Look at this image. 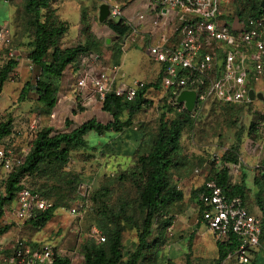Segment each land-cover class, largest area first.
I'll return each instance as SVG.
<instances>
[{"label": "rangeland", "instance_id": "obj_1", "mask_svg": "<svg viewBox=\"0 0 264 264\" xmlns=\"http://www.w3.org/2000/svg\"><path fill=\"white\" fill-rule=\"evenodd\" d=\"M260 1L229 0L226 9L232 16H246L251 11L250 6ZM8 2L10 5L0 0V22L7 21L14 37L20 34L27 43L17 49L13 38L19 64L8 73L0 91V122L8 117L11 119L10 132L4 142L12 157H20L42 129L54 134L67 132L89 118L100 123L111 120L99 103L81 104L83 94L74 87L71 64H67L59 76H39L38 67L26 58L33 37L34 17L23 10L25 0ZM109 2L119 4L126 17L137 8L136 0H51L47 8L40 10L39 20L64 27L55 40L59 48L84 45L108 65L116 64L118 51L122 53L116 76L119 82L153 83L155 77L150 70L158 72L159 64L147 55V38L138 37L121 51L119 37L106 27V19H98L99 5ZM5 62L3 50H0V68ZM45 62H49L48 54ZM37 79L46 81L55 90L53 107L47 108L38 101L33 89H27L21 101L16 100L23 83L33 86ZM257 92L260 97L254 96L248 105L228 106L208 101L205 108L185 119L179 136L180 147L173 154L174 162L167 174L169 184L179 189L182 197L154 215L147 241L150 244L156 240L157 245L150 248L138 264H185L186 257L191 264H212L216 257L215 239L201 222L190 191L224 165L220 159L223 154L235 156L236 162L239 159L245 161L243 157H246L253 171L256 164L264 162V74L255 86L254 93ZM146 101L131 116L129 126L117 132L88 131L82 145L67 147L64 162L41 161L31 175L21 177L20 185L38 192L51 204L52 210L49 219L35 227L14 216L15 200L4 205L0 226L4 225L6 230L0 234V264H10L7 257L17 240L35 248L49 245L52 253L67 258L69 264H84L85 246L96 243L98 237H103L100 243H104L106 232L116 227L121 231L118 264H124L135 247L136 231L143 218V211L138 206L139 189L134 180L140 171L138 159L150 149L160 115L169 121L181 113L160 88L149 87ZM243 110H247L248 116L243 115ZM126 116L123 108L118 119L123 121ZM65 119L70 121L69 125L65 124ZM240 144L241 156L234 150ZM225 166L232 172L230 180L239 181L243 175L241 166ZM7 174L0 166V195L4 193ZM255 195L251 187L246 188V203L256 213L260 211L262 219L258 245L251 252L248 264H264L262 181L258 194L260 207ZM74 206L81 210L79 215L68 212Z\"/></svg>", "mask_w": 264, "mask_h": 264}, {"label": "built area", "instance_id": "obj_2", "mask_svg": "<svg viewBox=\"0 0 264 264\" xmlns=\"http://www.w3.org/2000/svg\"><path fill=\"white\" fill-rule=\"evenodd\" d=\"M136 1L137 8L130 17L124 15L116 2L105 3L106 16L120 18L128 27L118 41L121 50L138 37L147 38V55L159 64V88L177 111L186 110L184 102L176 100L185 90L194 94L191 115L205 108L208 101L229 104L251 101L248 92L254 93L264 74V14L232 16L226 9L229 0ZM0 50L7 59L17 60L7 21L0 22ZM73 71L74 87L82 91L84 106L101 105L107 95L131 101L144 84L139 80L119 82L118 67L103 64L94 53L78 54ZM28 149L15 158L8 149L0 147L1 168L7 171L21 164ZM255 168V172L258 168L260 173L264 172L259 164ZM203 187L198 197L201 222L215 240L236 241L221 264H248L261 233L259 215L249 210L240 196L226 195L214 179H206ZM15 202L13 214L21 221L32 219L38 211L51 206L37 192L23 186L17 190ZM68 212L79 215L81 210L74 206ZM97 241H103V237ZM51 254L49 245L31 248L25 241L17 240L7 260L10 264H40L49 261Z\"/></svg>", "mask_w": 264, "mask_h": 264}, {"label": "trees", "instance_id": "obj_3", "mask_svg": "<svg viewBox=\"0 0 264 264\" xmlns=\"http://www.w3.org/2000/svg\"><path fill=\"white\" fill-rule=\"evenodd\" d=\"M50 2L51 0H25L23 6L25 13H29L34 17L33 37L30 40L29 51L26 54V58L33 65L38 67V74L42 77L59 76L67 64L72 65L71 69L73 71L78 54L94 53L87 50L84 45L78 44L64 48H59L55 45V40L64 31V27L61 24H47L45 21L39 20L40 10L47 8ZM259 3L260 2L255 5H251V11L246 16L238 17L245 18L250 15L264 14V9L260 7ZM104 19H106V27L119 38L127 32L128 27L122 22V19H112L107 18V16ZM13 34L14 33L12 31V48H14ZM118 48L121 50L119 44ZM49 50L50 52L48 53ZM47 54L49 55V62H45V57ZM120 54L121 53L118 51V57ZM3 55L6 62L0 68V91L3 83L7 81L8 73H10L17 64L16 60L7 59L5 57L4 51ZM112 65H117V63ZM151 86L159 88V74L156 76L153 83L143 84V86L137 90L134 98L131 101H121L118 97L107 95L100 105L101 110L109 113L111 117V120L105 123H100L94 118H89L67 132L49 134L48 129H42L38 131L30 142L29 149L23 156L21 164L18 166H12L6 171L8 174L4 184V193L0 195V217L2 216L4 205L11 200H15L17 190L22 187L19 183L22 176L31 175L41 161L52 160L64 162L67 157V147L82 145L84 142L83 136L88 131L102 133L104 131L110 130L117 132L123 127L129 126L131 116L147 103L146 90ZM27 89H33L37 96V100L42 102L47 108L53 107L55 102V90L49 83L37 79L32 86L28 82H24L16 97L17 101H21L23 99ZM253 98L248 103L220 104L228 106H245L251 103ZM210 102L219 103L217 101ZM123 108L126 109L127 116L125 120L120 121L118 116ZM180 112V115L169 121L163 120V115H160L157 132L151 143L150 149L144 156H141L138 159L140 171L135 175L134 180L139 189L138 206L143 211V218L140 227L136 231L135 247L128 254V258L124 261V264H138L139 260L145 258V255L149 252L150 248H155L157 245L156 240L150 244L147 241L154 215L162 207L179 201L182 197L181 191L171 186L167 177L168 171L174 162L173 154L176 153L180 147L179 136L182 125L185 119H187L188 116L192 114L190 113L191 111L188 110H182ZM10 124L11 119L9 117L0 122V147L6 148L7 143H5L4 140H7L8 138L7 135L10 132ZM65 124L69 125L70 121L65 119ZM234 150L236 153H238V147H236ZM220 159L224 165L215 170L214 173L208 178L214 179V181L221 187L226 195H238L242 198L243 202L246 203L244 198L246 191V187L244 185V175H241L239 181L237 182L231 181L229 175L230 173L232 174V172L228 170L227 166H225V164H235L237 161L235 156L233 157L227 153L226 155L223 154ZM258 164L259 167L262 166L264 169V162ZM260 181L264 183V172L260 173V168H258L257 172L253 176L252 184L256 187V192L254 194H256L255 196L257 198L259 207L258 194ZM203 189L204 187L202 184L198 188L190 191V196L196 201L199 217H201L202 206L198 197L199 193ZM31 191L36 192L35 190ZM246 205L248 206L247 208L249 210L253 211L250 209V205L248 203H246ZM51 210L52 206L45 209L44 211H38L32 219L25 221L31 223L35 227H39L49 219ZM257 214L260 217V228L262 231V219L260 211ZM5 230L6 227L4 225L0 226V234ZM229 240L230 242L228 240H215L216 257L213 259L212 264H221V261L226 256V253L235 247V238H230ZM29 246L31 248H35L32 247V245ZM120 248L121 231L116 227L106 232L104 243L97 241L96 243L92 242L85 246L83 251V262L84 264H118L121 258ZM40 264H69V260L52 253L50 255L49 261H45ZM168 264L172 263L169 262ZM185 264H191L187 257L185 258Z\"/></svg>", "mask_w": 264, "mask_h": 264}, {"label": "crops", "instance_id": "obj_4", "mask_svg": "<svg viewBox=\"0 0 264 264\" xmlns=\"http://www.w3.org/2000/svg\"><path fill=\"white\" fill-rule=\"evenodd\" d=\"M5 1H7V3L9 4L8 0H5ZM21 37L22 36L20 34H18L17 37L16 36L14 37V41L17 44V47H18L17 49H21V48H23V44H24V46L27 44L26 41H23L24 38H21ZM121 56H122V53L119 55V57L117 59V65L116 66L118 68L120 67V64H121V61H122L121 60ZM18 57H19V55H18V52H17V60H18ZM17 60H16V62H17ZM18 64L19 63L16 64V67L18 66ZM150 72L153 73L152 75L155 78L158 75L157 72L155 70H153V69L150 70ZM257 94H259V93L257 92ZM242 113H243V115H246V116H248V114H249L247 111H243ZM238 153H240V156H241V153H242V146H241V144L238 146ZM243 160H245V161H242V160L239 159V161L236 162L237 164L235 163V164H232V165H235V166L237 165L238 167L241 166V172H243V175H244V185H245V187L246 188H250L251 187L252 192L255 193L256 192V187L252 184V180H253V176L255 175V171H253L252 169H250V166L251 165H250L248 159H246V157L245 158L243 157Z\"/></svg>", "mask_w": 264, "mask_h": 264}, {"label": "water", "instance_id": "obj_5", "mask_svg": "<svg viewBox=\"0 0 264 264\" xmlns=\"http://www.w3.org/2000/svg\"><path fill=\"white\" fill-rule=\"evenodd\" d=\"M260 7L264 9V0H261L259 3ZM107 15V6L105 3L99 5L98 10V19L103 20ZM249 98L260 97V94H254L252 90L248 92ZM194 94L192 91H181L176 97L177 102H184L186 110L190 111L193 105Z\"/></svg>", "mask_w": 264, "mask_h": 264}]
</instances>
